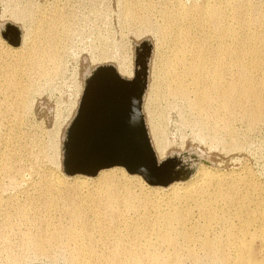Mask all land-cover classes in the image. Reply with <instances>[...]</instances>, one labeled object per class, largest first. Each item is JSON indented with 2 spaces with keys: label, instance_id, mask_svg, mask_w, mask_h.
Here are the masks:
<instances>
[{
  "label": "bare ground",
  "instance_id": "1",
  "mask_svg": "<svg viewBox=\"0 0 264 264\" xmlns=\"http://www.w3.org/2000/svg\"><path fill=\"white\" fill-rule=\"evenodd\" d=\"M157 9L153 1L146 0H126L123 9L127 22L143 31H156L160 40L156 46L160 58L151 70L153 80L148 84L146 96L156 100L165 92L174 99L188 101L207 136L221 141L225 149L235 148L238 145L234 142L237 120L245 121L249 128L264 122V0H206L189 6L181 0H164L159 8L160 23L152 19ZM235 19L239 27L234 25ZM39 26L40 32L25 36V49L21 54L0 64V94L5 98L0 97V117L6 112L28 109L37 79L59 69V41L71 35L73 28L58 10L50 19L39 22ZM21 42L22 30L20 43L12 45L19 46ZM164 46L169 48L170 55L162 52ZM109 57L104 55V59H113ZM113 60L122 76L134 77L135 70L129 60L124 57ZM48 64L52 65L51 71ZM121 100H116L115 104L121 106L124 101ZM103 107L109 121L105 122L104 132H100L103 137L100 144L105 153L97 154L98 157L116 155L119 161L125 158L131 162L133 159H129L124 140L127 142L130 135L132 139L135 136L124 131L133 127L132 120L122 115L123 110L119 114ZM8 114L16 115V120L22 116V113ZM145 116L160 160L165 152L162 135L149 109ZM128 122L132 123L131 127ZM114 125L118 135L110 130ZM2 126L0 123V131ZM87 138L93 142L90 136ZM4 139L0 133L1 170L12 185H17L16 177L23 176L24 162H30L27 152L30 143L19 142L10 148ZM91 144L95 147L88 156L96 155L100 149L95 142ZM41 155L35 156L40 160ZM54 161L62 167L58 159ZM131 166L103 167L97 176L76 173L71 175L73 185L68 187L61 180L50 181L41 197L28 192H25L26 197L0 195V242L5 243L0 246V264H20L26 252L41 253L47 245L60 242L70 245L77 258L95 264H181L183 245L173 232L183 233L185 242L194 240L183 228L197 221L195 214L192 215L193 202L204 223H231L235 216L246 225L255 220L264 232V189L256 206L252 207L254 199L238 191L240 185L251 188L255 185L246 177L235 178L233 172L221 175L204 170L193 182L174 183L178 180L175 178L184 174L171 171L172 175L167 174L161 180L171 181L162 186L168 191L167 197L154 201L133 190L132 182L145 177L141 172H131ZM96 178L99 179L96 187L89 189L88 183ZM54 209H60L63 215L55 217ZM122 227L125 230L122 231ZM247 233L246 228L240 237ZM11 234L14 239L10 238ZM249 241L246 254H240L237 263L264 264V238L254 234ZM220 243L208 234L200 246L217 251ZM191 256L200 260L196 253Z\"/></svg>",
  "mask_w": 264,
  "mask_h": 264
},
{
  "label": "rangeland",
  "instance_id": "2",
  "mask_svg": "<svg viewBox=\"0 0 264 264\" xmlns=\"http://www.w3.org/2000/svg\"><path fill=\"white\" fill-rule=\"evenodd\" d=\"M125 1L0 0V64H4L10 58L21 54L25 49V36L33 34L37 30L40 32L39 22L50 19L57 10L63 13L73 28L71 35L69 34L59 41V69L54 71L52 65L48 64L52 72L46 77L37 79L36 87L30 94L31 108L6 112L0 117V123H3V130L0 133L10 148L19 142L27 143V145L30 143L27 151L30 162H24L23 176L16 177L17 185H12L9 178L5 176L1 170L2 163L0 162V195L4 197L7 195L26 197L25 192H28L41 197L45 194L43 191L52 181L61 180L62 184H66V187L73 185V176L64 172V157L67 151L80 153L82 150V129L84 130V128L79 119V113L82 110L84 112L95 107L104 108L105 105L106 109L115 113L122 114L120 110H123L124 114L122 115L127 117L129 121L133 120V98L127 97L123 102L121 100L122 104L119 106L118 103L115 104L116 100H111V102L108 100V103L104 101L103 96H107V93L103 85L98 88V84H92L88 94L86 90L88 80L98 65L109 67L112 64L116 67L113 59L122 57L132 63L134 70L136 58L144 59L148 70V84H151L153 80L151 70L158 64L160 58L159 49L156 48L160 42L158 33L153 30L143 31L127 22L123 11ZM146 1H153L157 6L158 9L154 12L152 19L154 22L160 23L159 8L164 5V0ZM181 1L189 6L206 0ZM211 1L214 2V0ZM233 1L238 2V0ZM27 7L32 10L30 13ZM236 20L234 25L237 24L236 27H239V23H237L239 21ZM12 25L22 30V42L19 46L12 45L18 36L17 30L13 29ZM254 27H258V25L254 24ZM161 49L162 52L170 55L171 52L167 46ZM106 54L113 59H104ZM139 68L142 69L140 64ZM106 72L104 75L107 74ZM148 88L143 96L145 102L143 103L145 108H143V117L147 121L145 113L148 109L153 113L155 123L163 138L165 152L160 160L164 161L163 164L165 163V165L162 166L163 164H161V169L158 171L155 170L156 168H150L148 174L150 180L143 178V176H141L142 179H135L132 182L133 190L154 201H162L168 195V191L162 186H167L169 182L165 183L161 180L167 177V174L172 175L168 165L175 164L177 171L184 174V177L175 178L174 180H178L174 183L193 182L198 176L200 177L204 170L221 175L233 172L236 173L235 178L246 177V179L252 180L255 183L252 188L248 185L246 187L240 185L238 191L246 192L254 199L252 207L256 206L257 198L264 189V122L259 123L254 128H249L245 121L237 120L235 122V141L234 139L233 141L238 145L228 150L225 149L221 141L207 136L202 126L198 124L195 110L188 101L174 99L165 92L158 99L153 100V98L150 99L149 95L146 96ZM97 96L100 102H97ZM0 97L5 99L2 94ZM13 97L15 96L12 95L10 98L13 99ZM81 105L83 108L80 111ZM118 107L119 111H117ZM8 113H20V115L22 113V116L21 119L16 120V115H9ZM127 124L132 123L128 122ZM117 129L116 125L113 129L110 128L112 133L118 135ZM130 136L128 137L129 141L126 142L127 139L125 138L124 143L128 147V153L131 151L129 153V158L133 159L131 162L137 158V162L135 161L137 165L135 166H139L138 160L141 162V167L152 165L153 159L145 137L136 136L135 139H132L133 136ZM149 136L151 140V135L149 134ZM0 142L2 141L0 140ZM43 147L46 150L43 151ZM54 148H56V152ZM152 148L154 149L153 144ZM154 152L159 159L155 149ZM31 153H34L33 156ZM37 153L39 155L42 153L39 156L40 160L35 156ZM57 159L62 167L55 163L54 160ZM192 166H194L193 172L189 176H185V170ZM134 173L139 172L134 171ZM97 179L90 180L89 189L96 187ZM229 180L227 179V181ZM230 185L223 191L227 190ZM84 190L83 193L87 194V191ZM73 191L78 193L76 190ZM193 206L192 215L195 214L197 221L196 223H187L186 227L183 228L191 233L194 240L185 242L183 233L173 232L183 245L180 249V253L183 255L181 264H238L237 258L240 254H246V247L250 243L251 236L256 234L264 238L261 225L255 220L246 225L233 216L231 223H204L203 218L198 216L200 213L195 202H193ZM53 214L58 218L63 215V212L60 209H54ZM125 222L122 221L121 223ZM246 228L248 233L244 237H240ZM123 230L125 229L122 227ZM208 234L221 242L217 251H210L203 248L202 245L200 246L203 237ZM10 238L14 239L15 236L11 234ZM4 244L0 242L1 247ZM191 253L198 254L200 260L193 258ZM2 264H7V262ZM20 264L95 263L82 257L77 258L70 245L60 242L54 246L47 245L41 253L32 250L26 252ZM169 264L173 263L170 262Z\"/></svg>",
  "mask_w": 264,
  "mask_h": 264
},
{
  "label": "water",
  "instance_id": "3",
  "mask_svg": "<svg viewBox=\"0 0 264 264\" xmlns=\"http://www.w3.org/2000/svg\"><path fill=\"white\" fill-rule=\"evenodd\" d=\"M11 27L17 30L18 36L13 42V44L18 45L21 40V30L20 28L14 25H12ZM139 64L142 66V69L139 68ZM105 72L107 73L106 75H104ZM92 73H93L91 75L92 77L88 80V85L86 88L87 94L92 84H98V88L103 85L106 93L110 94L109 96L108 95L103 96L104 101H107V103H108V100L109 102H111V100L115 101L119 99L126 100L127 97L134 99L133 120H132L133 127H131L132 126L131 124L130 125L131 128L126 129L124 132L128 134L132 133V135H134L135 137L136 136L145 137L148 143V147H149L152 159H153L151 162L153 166L150 165V166L141 167L139 160H138L139 166H135L133 162L132 164L130 160L128 161L125 158L119 161L118 159H116V158H119L116 155H113L112 157H108V156L106 157L105 155L103 157L102 155H104L105 149L103 147V144L102 145L100 144V141L102 142V138H103L100 132L101 131L104 132L103 130H105V127H106L105 122L109 121V119L107 118L108 113L101 111V107H95L91 109L90 111L83 112V110L81 111V109L83 108V105H81L80 107L81 112L79 113V117H80L79 119L81 121L80 124L84 128V130L82 129L83 131V134H82L83 135V145L81 148L82 150L80 151V153H72L71 151L70 152L67 151L65 153V157H64L65 171L69 173L70 175H73L76 173L96 175L98 171L103 167H109L115 164H124L128 166L132 165L131 166L132 168H130L131 172H134L137 170L138 172H141V174H143L147 180H150L148 177L150 168H156L155 170L158 171L161 169L160 165L163 164L164 161H160L156 157L154 149L152 148L148 127L143 117V103H144L143 96H144L146 89L148 88V70H147L144 59H141L138 57L136 58L135 75L131 79L122 76L118 72L116 67L112 64H110L109 67L104 66V65H98ZM97 102H100V100H98V96H97ZM108 130L109 128H107V131ZM89 136L91 139H93L92 140L93 142H90V140L87 138ZM94 142L98 145V148L100 149L98 153H96V155L88 156L89 153L93 150V147H95L93 146V144H91ZM97 154H102V155L98 157ZM122 154L124 155V153ZM164 165L165 163L162 166ZM168 166H169L168 167L169 170L172 172L177 170L176 169L177 166L175 164H172V165L169 164ZM194 166L190 167L188 170H185L186 171L185 176H189L193 172Z\"/></svg>",
  "mask_w": 264,
  "mask_h": 264
}]
</instances>
